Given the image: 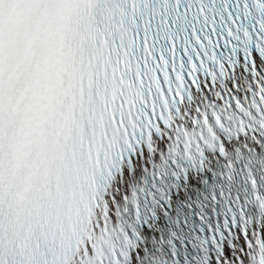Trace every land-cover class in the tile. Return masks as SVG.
I'll use <instances>...</instances> for the list:
<instances>
[{
    "label": "snow or ice",
    "instance_id": "snow-or-ice-1",
    "mask_svg": "<svg viewBox=\"0 0 264 264\" xmlns=\"http://www.w3.org/2000/svg\"><path fill=\"white\" fill-rule=\"evenodd\" d=\"M0 264H264V0H0Z\"/></svg>",
    "mask_w": 264,
    "mask_h": 264
}]
</instances>
